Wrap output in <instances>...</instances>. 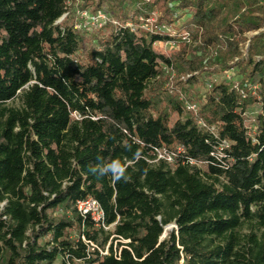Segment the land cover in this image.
I'll use <instances>...</instances> for the list:
<instances>
[{"label":"trees","instance_id":"1","mask_svg":"<svg viewBox=\"0 0 264 264\" xmlns=\"http://www.w3.org/2000/svg\"><path fill=\"white\" fill-rule=\"evenodd\" d=\"M77 2L123 24L75 29ZM179 10L198 45L172 57L156 46L176 37L129 25ZM207 59L239 80L209 84L194 113L164 75ZM98 157L128 179L91 174ZM89 198L100 223L78 211ZM58 261L264 264V0H0V264Z\"/></svg>","mask_w":264,"mask_h":264},{"label":"rangeland","instance_id":"2","mask_svg":"<svg viewBox=\"0 0 264 264\" xmlns=\"http://www.w3.org/2000/svg\"><path fill=\"white\" fill-rule=\"evenodd\" d=\"M80 5L81 4L77 2L75 6H70V11L73 13V15H76L74 20L75 24L81 22L79 13L82 11L79 9ZM193 14V10H179L178 13L175 14L176 17L174 18V20H172L171 23H168L166 21L164 22L163 20H161L160 13L154 12L150 14L148 18H140L138 24L129 23V25L131 27H135L136 29L139 28L141 31L146 32L153 31L157 28L162 27L167 33L176 37L178 39L177 42H171L168 44L162 43L156 46L157 49L160 50L164 55L172 57L180 53L183 49H185V47L190 46L194 49L198 45L194 43L192 39H190L189 34L186 33L184 30L185 26L191 22ZM66 16L67 15H65L64 18ZM108 16L110 18V22L107 23V26L105 25L106 27L103 26V29L96 28L99 30L91 31L92 29L90 28H84L82 30L87 31L88 35L93 32L95 35L94 37H97L99 39L107 37L115 28L120 26L119 24H123L121 21L115 18L113 14L108 13ZM64 18H62V20ZM250 37H252V35L247 36V38ZM91 43V41H88V44ZM243 51H245V48ZM191 52L194 55L200 56V54L197 53V51L195 50H192ZM245 55L247 54H244V56ZM229 67L231 68L228 70H220L218 66L210 65V62L207 59L204 60V70L199 73L193 74V76L179 75L175 72L167 70L165 71L164 75V89L166 90L167 95L183 102L184 107H186V105H196L198 108H200L203 103V99H201V97L205 92V87H207L209 84L221 82H227L232 84L233 86H236L238 84L239 77L237 76L236 69L234 70L233 68L235 67L234 63L230 64ZM191 77H198L199 82H197L196 85L189 84L188 80ZM15 104H18V102H16ZM166 105V102H163L162 107H165ZM260 110V105H254L250 108L248 113L249 120L247 122V125H249L250 127H253L255 125V118L256 115L260 112ZM173 229L174 226L171 225L169 227V230H167V232L164 234L163 238H166L168 235V231H171ZM59 263L60 262L58 261L56 264Z\"/></svg>","mask_w":264,"mask_h":264},{"label":"built area","instance_id":"3","mask_svg":"<svg viewBox=\"0 0 264 264\" xmlns=\"http://www.w3.org/2000/svg\"><path fill=\"white\" fill-rule=\"evenodd\" d=\"M79 15L81 22L75 24V29L78 30H82L84 28L85 29L102 28L103 26L107 25V23L110 22V18L108 14L104 12L91 13L88 11H82L79 13ZM157 29L160 32L164 31L162 27ZM245 96L246 95H244V98ZM186 108L187 110L192 111L194 113H197L199 110V108L196 105H186ZM200 124L204 125L202 122H200ZM221 147H228V144L224 143ZM156 152L159 160H164L169 163H173L174 157L171 153L163 150H156ZM77 208L81 216L83 217L91 216V218L96 223H100L104 218V214L99 203L92 198L79 202ZM101 253L104 255L108 254L107 250H105L104 252L101 251Z\"/></svg>","mask_w":264,"mask_h":264},{"label":"clouds","instance_id":"4","mask_svg":"<svg viewBox=\"0 0 264 264\" xmlns=\"http://www.w3.org/2000/svg\"><path fill=\"white\" fill-rule=\"evenodd\" d=\"M100 162L89 166V172L98 177H109L113 182L127 180V169L120 160L113 159L104 162L102 158H97Z\"/></svg>","mask_w":264,"mask_h":264},{"label":"water","instance_id":"5","mask_svg":"<svg viewBox=\"0 0 264 264\" xmlns=\"http://www.w3.org/2000/svg\"><path fill=\"white\" fill-rule=\"evenodd\" d=\"M170 227V226H169ZM169 227L166 228V230H169Z\"/></svg>","mask_w":264,"mask_h":264}]
</instances>
